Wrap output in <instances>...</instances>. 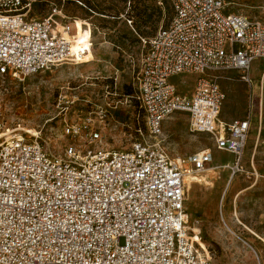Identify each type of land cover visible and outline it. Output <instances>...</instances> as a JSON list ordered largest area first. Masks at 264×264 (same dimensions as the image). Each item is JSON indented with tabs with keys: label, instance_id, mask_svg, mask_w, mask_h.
<instances>
[{
	"label": "built area",
	"instance_id": "obj_1",
	"mask_svg": "<svg viewBox=\"0 0 264 264\" xmlns=\"http://www.w3.org/2000/svg\"><path fill=\"white\" fill-rule=\"evenodd\" d=\"M35 1L0 0V77L23 80L78 60L69 30L53 18L59 11L28 16ZM168 1L169 23L143 40L134 82L142 126L129 149L104 142L105 110L65 123L70 142L58 154L7 128L0 112V264H212L209 248L192 237L184 183L212 154L172 157L162 125L187 113L191 132L209 134L235 157L212 168L244 171L250 119L219 120L226 94L216 73L235 71L252 83V65L264 59V21L225 0ZM180 74L196 76L188 93L172 81Z\"/></svg>",
	"mask_w": 264,
	"mask_h": 264
},
{
	"label": "rangeland",
	"instance_id": "obj_2",
	"mask_svg": "<svg viewBox=\"0 0 264 264\" xmlns=\"http://www.w3.org/2000/svg\"><path fill=\"white\" fill-rule=\"evenodd\" d=\"M225 1L231 11L264 21V0ZM53 9L59 11L53 16L59 30L63 24L70 25L69 38L78 60L23 80L0 77V112L6 127L22 131L28 138L37 137L58 154L70 142L62 129L65 123L105 110L109 115L101 126L104 142L116 149H129L136 127L142 126L134 82L145 51L143 40L169 23V1L36 0L28 16L42 19ZM195 77L180 74L172 81L179 92L188 93ZM220 84L226 94L220 119L253 115L244 149L246 170L237 175V185L224 197L227 171L219 174L209 164L204 171L186 174L189 225L196 241L211 251L212 264H264V119L259 120L255 94L260 93V81L256 79L252 87L238 80L220 79ZM262 101L264 112V85ZM162 128L163 144L172 157L185 159L209 148L217 162L211 136L191 132L187 113H172ZM184 167L190 168V164L184 163Z\"/></svg>",
	"mask_w": 264,
	"mask_h": 264
},
{
	"label": "crops",
	"instance_id": "obj_3",
	"mask_svg": "<svg viewBox=\"0 0 264 264\" xmlns=\"http://www.w3.org/2000/svg\"><path fill=\"white\" fill-rule=\"evenodd\" d=\"M263 70H264V59L257 60V61H255L253 63L252 69H251V72H250V75H251V78H252V83L251 84H247V83L243 82L242 80H240L239 75L235 71H225V72L216 73L217 74V78H218V83H219L220 87H221L220 79H225L226 81L238 80V81H241V82L245 83L249 87L254 86V83H255L256 79H259V81H260V93L255 92V94H256V97L259 98V120H260V122L262 121V119H264V112L262 110L263 85H264V75L262 74ZM254 88H255V91H256V88H258V86L257 87L255 86ZM222 90H223V88H222ZM252 107H253V105H252ZM247 117L250 119V123H251L252 122V117H253L252 113L246 114L245 116L241 117L240 119H245ZM219 120L223 121V122L232 121V120L224 121V120H222L220 118H219ZM249 129H250V126H249ZM247 143H248V138H247ZM247 143H246V146H247ZM246 146H245V149H246ZM214 147H215V143H214ZM206 150L210 151L209 148H207ZM215 150H217V152H216V160H217V162L215 163L214 162V158H213L212 163H210L211 167L224 165V164H228V163H232L233 162L235 157H234V155L232 153H229V152H226V151H222V150H218L216 147H215ZM211 154H212V152H211ZM212 157H213V154H212ZM226 157H232V158L225 160ZM244 159L245 158H244V152H243V155L241 157L240 163L243 166V169L245 171L246 170L245 169L246 165H245ZM217 170H218L217 173L223 172V171H227L228 172V177H226V181L224 182V189H223V194H222V196L224 197L226 191L231 186L233 187V186L237 185V183L235 181H236V177H237V175H239V173L235 174L233 176H230L228 170H222V169H217ZM255 175L258 177V173L257 172L255 173ZM261 186H263V188H264V183H262Z\"/></svg>",
	"mask_w": 264,
	"mask_h": 264
},
{
	"label": "bare ground",
	"instance_id": "obj_4",
	"mask_svg": "<svg viewBox=\"0 0 264 264\" xmlns=\"http://www.w3.org/2000/svg\"><path fill=\"white\" fill-rule=\"evenodd\" d=\"M59 12H57L56 13V15L58 14ZM70 26V25H69ZM64 27H66L65 29L68 31V30H70V29H67V26L66 25H62V28L60 29V30H62V29H64ZM69 37H70V34H69ZM70 39V38H69ZM71 42V41H70ZM70 45H71V53L73 54L74 53V51H73V47H72V43H70ZM26 132V131H25ZM185 181V180H184ZM193 230V229H192ZM194 231V230H193ZM194 234H195V232H194ZM194 234L192 235V237H193V239L196 241V238H195V236H194ZM198 242V241H197ZM204 247V246H203Z\"/></svg>",
	"mask_w": 264,
	"mask_h": 264
},
{
	"label": "trees",
	"instance_id": "obj_5",
	"mask_svg": "<svg viewBox=\"0 0 264 264\" xmlns=\"http://www.w3.org/2000/svg\"><path fill=\"white\" fill-rule=\"evenodd\" d=\"M145 47V46H144Z\"/></svg>",
	"mask_w": 264,
	"mask_h": 264
}]
</instances>
